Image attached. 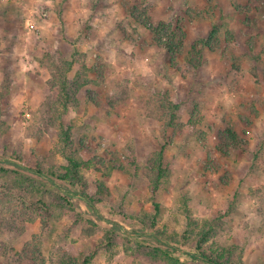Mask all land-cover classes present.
Here are the masks:
<instances>
[{"label": "rangeland", "instance_id": "rangeland-1", "mask_svg": "<svg viewBox=\"0 0 264 264\" xmlns=\"http://www.w3.org/2000/svg\"><path fill=\"white\" fill-rule=\"evenodd\" d=\"M161 24L176 32L178 53L155 37ZM48 49L76 56L90 82L64 123L90 162L91 194L105 186L106 220L77 201V214L30 222L36 214L0 179V264H34L23 250L40 239L47 259L59 249L89 253L111 232L121 237L116 253L101 249L93 264H180L153 250L179 248L184 258L207 223L217 231L208 246L264 264V0H0V156L59 169L54 129L36 119L50 95ZM165 93L173 114L163 112ZM162 148L169 173L154 192L149 160ZM155 214L154 230L140 224Z\"/></svg>", "mask_w": 264, "mask_h": 264}, {"label": "trees", "instance_id": "trees-1", "mask_svg": "<svg viewBox=\"0 0 264 264\" xmlns=\"http://www.w3.org/2000/svg\"><path fill=\"white\" fill-rule=\"evenodd\" d=\"M155 31L159 43L171 53L176 54L180 50V45L176 41V32L166 30L165 24H161ZM164 35V36H163ZM217 30L213 29L210 33L207 47L212 48L211 41L216 37ZM197 61V62H195ZM194 62L189 64L194 65L195 70L199 67V57ZM78 60L76 56L72 59H67L61 50H45L41 58V64L46 66L49 71V79L47 85L50 90V95L38 110L36 119L41 120L45 126L46 132L54 129L53 137L56 141V151L61 155L66 162L65 165L57 168H44L41 165L30 166L25 163L20 155H15L12 158H4L0 156V179L7 182L8 193L13 195V191H18L16 196L20 198L27 209L36 214V218H31L30 222H35L37 218H41L42 222L49 226L52 220H62L65 216L77 214L81 210L77 201H83L93 212L97 219L106 220L101 216L100 208L106 206L104 200L106 196L105 186H99L97 195H92L90 192V184L86 175L83 173L85 167L90 165V162H84L78 157L77 151L74 149L73 127L66 126L64 117L69 113L71 108L77 107L80 103V92L90 83L89 80L83 77L82 72H76ZM88 70L85 64L81 66ZM91 71V70H88ZM163 98V112L173 114L177 110L165 93ZM176 120L172 118L169 126L176 128ZM196 121L191 118L190 122L185 126L190 130H194ZM180 127H184L181 124ZM232 138H236V133L229 131ZM151 165V184L153 191L156 192L165 179L168 177L169 168L165 165L164 148L161 149L155 156L149 160ZM156 205L155 208H157ZM1 212V211H0ZM109 212L126 221L132 218L123 213H117L116 209L109 208ZM158 214L152 216L150 226L140 220V224L146 228L154 230L157 225ZM189 224L192 226V218L187 216ZM92 225L96 226L93 222ZM208 229H204L201 233V239L197 246L189 248V251L182 252L184 258L177 257L176 253L179 248H156L154 249L156 258H163L168 262L188 263L191 259L201 260L205 264H243L238 258V249H226L223 246L212 242L208 246L207 242L216 238L217 231L211 223H207ZM103 240L96 245L95 249L89 253L83 250L76 249H59L57 253H50V258H45L43 251V243L40 239L38 244H27V248L33 246V252H28V249L23 250V255L26 259L32 258L34 264H93L99 250L106 249L111 254L117 247L121 237L115 232L105 233ZM160 241V238H157ZM207 245V246H206ZM180 247V246H177ZM238 258V259H235ZM237 260V262H235Z\"/></svg>", "mask_w": 264, "mask_h": 264}]
</instances>
